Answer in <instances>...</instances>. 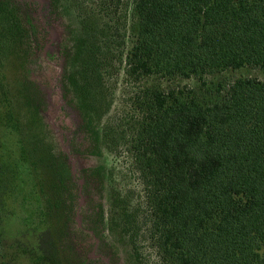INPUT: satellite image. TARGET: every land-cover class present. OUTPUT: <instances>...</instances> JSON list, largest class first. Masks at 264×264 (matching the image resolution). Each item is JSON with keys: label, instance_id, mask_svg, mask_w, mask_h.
<instances>
[{"label": "trees", "instance_id": "trees-1", "mask_svg": "<svg viewBox=\"0 0 264 264\" xmlns=\"http://www.w3.org/2000/svg\"><path fill=\"white\" fill-rule=\"evenodd\" d=\"M64 1L81 32L66 79L95 128L109 110L115 64L130 86L131 115L100 134L107 149L124 144L142 188L132 211L119 208L133 264H149L140 235L153 264H264V81L208 80L264 72V0ZM25 32L0 0V166L20 190L32 173L26 156L5 154L12 134L24 152L1 56ZM187 79L198 86L178 82Z\"/></svg>", "mask_w": 264, "mask_h": 264}, {"label": "rangeland", "instance_id": "rangeland-1", "mask_svg": "<svg viewBox=\"0 0 264 264\" xmlns=\"http://www.w3.org/2000/svg\"><path fill=\"white\" fill-rule=\"evenodd\" d=\"M8 1L27 32L1 56L24 152L12 134L5 154L16 161L26 156L21 165L32 180L20 174L28 178L26 185L19 182L20 190L0 166V264H133L119 208L132 211L142 202V188L124 144L107 149L100 134L107 122L131 115L122 67L115 64L107 76L109 110L95 128L66 79L81 36L75 13L64 0ZM239 77L264 81V72L246 68L208 80ZM178 82L198 86L194 79ZM137 241L142 257L153 264L149 244L142 235Z\"/></svg>", "mask_w": 264, "mask_h": 264}]
</instances>
